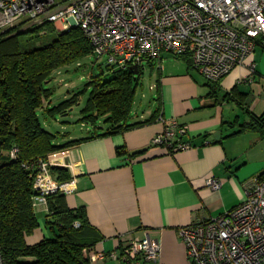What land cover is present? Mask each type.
Here are the masks:
<instances>
[{"label": "crops", "instance_id": "obj_1", "mask_svg": "<svg viewBox=\"0 0 264 264\" xmlns=\"http://www.w3.org/2000/svg\"><path fill=\"white\" fill-rule=\"evenodd\" d=\"M161 62L162 68L149 63L158 70L150 86L154 98L146 101L145 94L140 99L136 94L128 119V124H142L98 135L111 125L103 120L91 127L83 123L81 133L67 131L56 141L90 137L56 151L54 159L56 167L76 179L77 189L66 195L67 203L72 209L85 208L98 240L92 248L108 254L91 264H121L109 254L146 233L162 246L159 261L147 264H192L179 228L245 201L249 181L264 172L263 132L241 131L253 116L264 117V40L218 82L207 80L180 56L165 54ZM173 120L188 127L181 141L190 148L173 152L152 145ZM209 177L223 180L222 187H209ZM37 217L40 227L30 243L51 231L47 214Z\"/></svg>", "mask_w": 264, "mask_h": 264}, {"label": "built area", "instance_id": "obj_2", "mask_svg": "<svg viewBox=\"0 0 264 264\" xmlns=\"http://www.w3.org/2000/svg\"><path fill=\"white\" fill-rule=\"evenodd\" d=\"M23 25H51L59 33L81 28L109 72L152 62L162 68L167 52L190 57L196 71L217 82L245 63L264 36V0H0V36ZM187 132V126L173 120L152 145L173 152L188 149L192 145L181 141ZM18 152L14 147L11 156ZM54 156L31 165L37 170L36 214H51L50 195L77 189L75 178L60 180L53 172L58 164ZM207 185L218 190L223 180L209 177ZM178 234L192 264H264V172L249 181L245 201L182 226ZM161 249L160 240L146 233L109 255L121 264H147L159 261ZM84 255L90 263L108 256L92 247ZM0 264H7L1 248Z\"/></svg>", "mask_w": 264, "mask_h": 264}, {"label": "trees", "instance_id": "obj_3", "mask_svg": "<svg viewBox=\"0 0 264 264\" xmlns=\"http://www.w3.org/2000/svg\"><path fill=\"white\" fill-rule=\"evenodd\" d=\"M43 30L45 34L53 33L54 38L44 46L23 50L22 37L28 35L33 39L43 35ZM262 39L264 36L259 40ZM93 49L81 28L57 33L51 25L18 27L0 36V248L7 264H91L84 249L98 240L93 236L85 208H70L65 194L55 193L48 198L50 234L36 243H30L28 238L40 227L33 207L37 170L31 167L32 163L90 139L58 144V135L43 125L39 111L56 117L87 96L79 121L96 126L103 120L111 125L98 135L143 123L128 124L142 68L135 74L132 67L109 72L107 66L101 65L99 73L72 92L71 97L51 105L54 89L48 83L54 73L93 55ZM182 58L192 67L190 57ZM246 128L260 130L264 135V117L253 116L241 131ZM14 147L19 148L16 158L11 156ZM53 172L60 180L69 179L63 168L54 167ZM76 221L81 223L80 227L75 226Z\"/></svg>", "mask_w": 264, "mask_h": 264}, {"label": "rangeland", "instance_id": "obj_4", "mask_svg": "<svg viewBox=\"0 0 264 264\" xmlns=\"http://www.w3.org/2000/svg\"><path fill=\"white\" fill-rule=\"evenodd\" d=\"M27 27V25H23L20 28L25 29ZM45 30H43L42 32L44 33L43 35H40L39 37H35L33 39H29L30 36L28 35L22 37L23 50L44 46L50 40H52L55 35L53 33L45 34ZM54 30L58 33L55 28ZM165 54H170L173 57H178L172 53L164 52L163 55ZM104 64V58L96 59L94 55H91L57 70L53 75L54 77L48 83V87L54 89V93L52 95L53 105L55 102L58 103L62 101V97L64 96V94H68L69 92L72 93L82 88L86 83L89 82L92 75L99 73L100 66H105ZM156 66L157 65H155V67H152L151 65H149V63H145V67L142 68L141 84L137 91V99H140L143 94H145L146 101H149L150 98L153 97L154 91L151 90L150 86L155 83L157 78L158 70ZM86 98L87 96L83 97L80 104L71 107L67 112L57 114L56 117L50 116L47 113H43V111L40 110L39 114L43 125L51 132L56 133L58 135V139H64L65 137L62 135V133H65L67 131L71 132L75 130L76 132L81 133L83 123L79 121L80 117L82 116L80 110L86 103ZM102 124L104 123L102 122ZM85 127H91V125L87 124Z\"/></svg>", "mask_w": 264, "mask_h": 264}, {"label": "water", "instance_id": "obj_5", "mask_svg": "<svg viewBox=\"0 0 264 264\" xmlns=\"http://www.w3.org/2000/svg\"><path fill=\"white\" fill-rule=\"evenodd\" d=\"M132 68L134 69V73H135V74H139V70H140V68H139L138 65H134V66H132ZM83 264H86V263H83Z\"/></svg>", "mask_w": 264, "mask_h": 264}]
</instances>
